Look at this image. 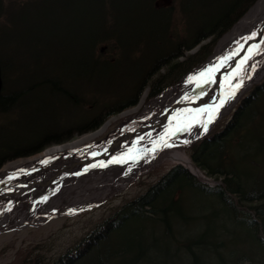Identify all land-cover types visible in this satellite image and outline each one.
<instances>
[{
  "label": "trees",
  "instance_id": "1",
  "mask_svg": "<svg viewBox=\"0 0 264 264\" xmlns=\"http://www.w3.org/2000/svg\"><path fill=\"white\" fill-rule=\"evenodd\" d=\"M257 1L231 0L227 10H219L212 14L211 23L206 24L202 19L188 27L189 37L181 40L170 35L175 14L174 7H158V0H14L13 7L10 8L6 6V0H0V22L5 18L0 27L6 23L12 26L9 15L15 9L18 13L33 10L49 19L53 12L61 10L70 14L82 8L88 13L91 26L82 30L85 32L80 29L79 31L82 36L88 33L91 42L87 52L88 57H92L93 63L104 62L94 59L101 57L98 50L103 44L115 47L117 57H158L155 65H161V70L166 69L168 74H160L158 71L149 77L142 75L137 80L140 89L138 96L140 97L149 88L150 100L159 96L166 87L179 82L184 73L197 66L198 57L210 54L213 42L230 31ZM189 7H191L189 0H181L180 9L185 20ZM135 12L140 13L136 18L133 16ZM122 13H126L127 16L123 18ZM83 18L81 17L82 20ZM73 22L74 20L67 21L65 24L69 26ZM137 22H145L144 25L163 29L164 36L154 35L152 40L146 41L141 37L142 34H130L129 38L131 37L132 41L134 38L137 39L135 44H130V50L134 45L141 49L131 50L128 54L124 51L125 45L122 44V39L126 36L123 33L125 30L122 23L133 25ZM71 31L70 27L68 32ZM85 38L86 36L80 41ZM209 39H213L211 45H203L197 53L186 55V52L192 51ZM151 48L154 50L150 54L147 53ZM182 58H185L184 61H181ZM0 68L3 87L12 86L9 85L10 80L6 74L8 66L1 58ZM169 75L173 79L166 83ZM28 78L36 80L33 84L37 85L43 84L37 80L52 79L38 75ZM24 85L27 84L19 81L15 86ZM137 104L138 102L128 105L126 109ZM263 104L264 81L254 87L240 102L225 126L217 128L190 149L193 163L208 177L222 178L223 185L203 184L185 168L176 166L157 182L149 185L141 196L126 203L119 211L98 225L88 238L60 258L50 262L41 254L29 251L25 255H20L12 264H85L94 257L96 259L93 264H112L113 260L103 259V247L115 232L122 229L123 224L136 220L161 223L165 235L174 242L177 251L184 248L183 251L189 256L191 264H232L244 258L251 259L257 264H264V239L258 234L259 228L264 232V176L257 182H252L248 168L239 167L235 161L239 156L241 157L238 162L242 164L247 165L250 160L253 161L252 164L257 161L251 157L250 145L246 144L245 139L248 137H255L260 141L257 151L264 150V113L261 109ZM100 127L101 125L96 126L95 130ZM235 147L241 150L240 155L239 152H235ZM17 159L20 158L0 156V169ZM198 222H202L203 227L194 230L193 225ZM179 224L183 225V230ZM239 232L254 236V244L260 254L258 258L238 256L236 250H233V253L229 251L228 243L222 236L236 235ZM221 246L229 252L219 251ZM201 253L210 254L208 258L202 259ZM209 258L211 259L208 260Z\"/></svg>",
  "mask_w": 264,
  "mask_h": 264
},
{
  "label": "rangeland",
  "instance_id": "2",
  "mask_svg": "<svg viewBox=\"0 0 264 264\" xmlns=\"http://www.w3.org/2000/svg\"><path fill=\"white\" fill-rule=\"evenodd\" d=\"M13 1L14 0H6V6L9 8L13 7ZM180 2L181 0H158L157 2L161 7H174L175 14L170 35L177 40L189 37L190 30L188 27L196 21H201L203 19V22L206 24L211 23L210 19H212V14L214 15V13L216 11L219 12V10H227L231 0H189V5L191 7H189L190 10L187 12V20H185L181 14ZM133 14L135 18L140 15L139 12ZM121 15L123 18L127 16L126 13H122ZM88 16V13H85L82 8L70 14H66L59 10L53 12L49 19L43 14H39L33 10L26 13H18L16 9L11 11L9 18L12 26L6 23L0 27V58L5 62V65L8 66L6 74L7 78L10 80L9 85H17L19 81L23 84H28L29 78L27 79V77L32 72H64L68 73L67 76H74V72H85L89 77L86 78L82 76L84 77L83 79H85L83 84L93 89L96 95H106V85H110L112 88L118 90H123L129 86L132 87L131 89L137 87L139 85V83H137L139 81L137 80L155 65V61L158 57H134L135 60L133 61L131 59L130 62L123 57L121 61L115 64L106 65V58L117 57V54L115 47H112L110 44H103L98 50L101 57H94V59L104 62L93 63L92 57H88L87 52L91 42L88 33L86 32L84 36L80 34V31L91 26L88 21ZM118 16L120 17L119 14ZM81 17H84L83 20ZM4 19L5 18L1 20L0 24L4 22ZM73 20L74 22L69 26L65 24L67 21ZM144 23L145 22H137L133 23V25L122 23V27H124L125 30L123 33L126 35L122 39V44L125 45L124 51L126 53L129 54L131 50L139 48L134 45L130 50V44H135L137 42V39L134 38L132 41L131 37L129 38L130 34H142L141 37L146 41L147 39L152 40L154 35L164 36V34H162L163 29L144 25ZM70 27L72 31L68 32ZM224 35L222 37H224ZM85 36V40L80 41V39ZM222 37L215 42H213V39L206 40L197 49L186 52L187 56H191L197 53L203 45H211L213 42L212 52L205 56L198 57L196 59V61H198L197 66L189 72L184 73L179 82L166 87L163 93L179 85L186 76L203 66L215 53L218 42ZM153 50L154 49L151 48L147 53L149 52L150 54ZM112 59L113 58L110 60ZM184 59L185 58H182L181 61H184ZM158 68V70L161 69V67ZM106 70L109 71L106 73ZM163 72L164 71H162L161 74H164ZM76 79L79 80L81 78H68V80L75 81ZM167 79L168 81L166 83L171 82L173 78L169 75ZM263 81L264 77L260 81L254 83L239 101L236 102L233 108L217 122L206 137L217 128L225 126L230 121L240 102L250 94L254 87L260 85ZM146 92L139 97L140 101L138 106L124 112L136 109L142 105V103H144L143 106H145L159 97L149 100V92ZM101 100H103V103H106V98H101ZM261 109L264 113V104ZM109 121L100 129L104 128ZM109 123H111V121ZM119 124L120 123L113 122L108 130L98 137L97 140L107 137ZM100 129L91 132L89 135L101 131ZM245 141L247 145H250L251 157L257 159L256 162L258 167L256 166V162L252 164V160H250V163H247V165L245 163H239L238 159L241 156L237 157L235 161L239 167L248 168V171L251 173L252 182H257L260 177L264 176V150L257 151L260 147V141L255 137H248ZM69 142L70 141L65 143ZM191 147L189 146L186 149V153L190 159ZM236 148L237 147L234 148L235 152H239L238 155H240L241 150H237ZM25 159L26 158L23 160ZM180 165L182 164L165 162L150 168L120 192L103 200L98 205H94L76 214L51 217L41 224H28L19 229L1 231L0 264H12L20 255H25L29 251H35V254H41L46 261L50 262L60 258L70 249L78 246L84 239L88 238L98 225L102 224L114 213L119 211L126 203L141 196L149 185L157 182L172 168ZM204 175L208 179L220 182L222 183L221 185H223L222 178L208 177L205 173ZM180 227L183 230V225ZM202 227V222L193 225L194 230H199ZM163 229L162 224L157 221L143 222L136 220L128 224L125 223L122 225V229L115 232L110 241L103 247V259L105 261L113 260V262H111L112 264H191L189 256L183 251L184 248L177 251L176 245L170 237L165 235ZM230 229L234 230L232 227H230ZM258 234L264 239V232L261 228H259ZM222 238L228 243L229 251L233 253V250H236L238 256L258 258V255H260L259 249H257L254 244L255 238L252 234L249 235L245 232H239L236 235H223ZM177 239L179 240V238ZM220 250L229 252L222 246L219 251ZM209 254L210 253H201L200 256L202 259L208 258ZM95 259L96 257L89 259L85 264H93ZM210 259L211 258L208 260ZM232 264L257 263L251 261V259L244 258Z\"/></svg>",
  "mask_w": 264,
  "mask_h": 264
},
{
  "label": "bare ground",
  "instance_id": "3",
  "mask_svg": "<svg viewBox=\"0 0 264 264\" xmlns=\"http://www.w3.org/2000/svg\"><path fill=\"white\" fill-rule=\"evenodd\" d=\"M253 33H257L256 38L245 41ZM261 40H264V0H259L219 40L207 62L179 85L145 106L142 103L122 113L97 133L61 147L51 146L28 160L5 165L0 170V232L41 224L52 216L72 215L90 208L165 162L182 164L202 178L203 173L195 167L186 149L215 127L241 93L264 77V54L252 56L241 66L247 71L222 67L213 74L215 83L204 84L203 78L190 82L189 78L217 64L222 56L242 45L244 51L228 62L235 65L250 46ZM261 48L264 49V44ZM253 64L254 71L251 70ZM197 82L203 87L197 88ZM199 109H210V112L201 113ZM113 122L121 124L106 140L96 141ZM205 123L207 131L202 127ZM73 151H76L74 155L70 154ZM58 152L60 156L49 161L41 171L19 177L28 168L42 166L51 153Z\"/></svg>",
  "mask_w": 264,
  "mask_h": 264
},
{
  "label": "flooded vegetation",
  "instance_id": "4",
  "mask_svg": "<svg viewBox=\"0 0 264 264\" xmlns=\"http://www.w3.org/2000/svg\"><path fill=\"white\" fill-rule=\"evenodd\" d=\"M113 58L112 60H110ZM129 62L134 57H125ZM168 59L171 57H167ZM123 57H107L106 65L115 64ZM154 65L143 75L152 76L160 71ZM158 70V71H157ZM109 70H106V73ZM94 72V71H93ZM64 72H32L28 76H42L33 84L2 87L0 94V156L28 158L41 154L51 146L89 135L96 126L118 118L128 105L140 101L139 86L123 90L106 85V95H96L86 86L85 72L67 76ZM70 77L81 79L68 80ZM55 78V79H53ZM141 88V86H140ZM118 90V91H117ZM149 90V88H148ZM101 98H106L103 103ZM117 116V117H115ZM109 121V122H110Z\"/></svg>",
  "mask_w": 264,
  "mask_h": 264
},
{
  "label": "snow or ice",
  "instance_id": "5",
  "mask_svg": "<svg viewBox=\"0 0 264 264\" xmlns=\"http://www.w3.org/2000/svg\"><path fill=\"white\" fill-rule=\"evenodd\" d=\"M257 36V33H253L250 37H246L245 41L248 39H255ZM261 44H264V40H261L260 43L254 44L250 46L246 50V54L240 59L235 65H232L228 62H230L235 56L239 55L241 51H244V48L242 45H238L237 49L233 50L232 52L229 53L227 56H222L220 60L218 61L217 64L212 65L210 67H207L203 70H201L197 75L190 77L189 80L190 82H196L199 81L201 78H203V83L204 84H209V83H215V79L213 74L218 72L222 67H227V68H232L233 70L236 69H241L244 71H247V69H242L241 66L246 64L248 60L252 58V56L257 55V54H264V49L261 48ZM255 50V51H254ZM251 70H255V64L252 65ZM238 86V85H237ZM197 88H202L203 85L199 82L196 83ZM187 99V97L185 98ZM199 112H210V109H199ZM209 121L212 119L211 115L208 117ZM204 131H207V124L202 125Z\"/></svg>",
  "mask_w": 264,
  "mask_h": 264
},
{
  "label": "water",
  "instance_id": "6",
  "mask_svg": "<svg viewBox=\"0 0 264 264\" xmlns=\"http://www.w3.org/2000/svg\"><path fill=\"white\" fill-rule=\"evenodd\" d=\"M2 86H3V81H2V75H1V68H0V94H1V91H2ZM249 90V88L247 89V90H245L243 93H241L239 96H238V98L240 99L247 91ZM239 101V100H238ZM237 101V102H238ZM108 124H106L105 126H107ZM104 126V127H105ZM100 130H102V129H100ZM97 132H99V131H97ZM97 132H95V133H97ZM92 135V134H91ZM205 137V136H204ZM106 138L107 137H105V138H103V139H101V140H98V142H100V141H104V140H106ZM201 139V138H200ZM194 143H196V141L194 142ZM193 143V144H194ZM67 143H63V144H61V145H57V146H62V145H66ZM192 145V144H191ZM74 152H76V151H73V152H70V154H72V155H74ZM60 152H58L57 154H55V153H51V156H49L45 161H44V163L42 164V166H41V164H38V165H36L35 167H32V168H28V170L27 171H25L23 174H21L19 177H23V176H25V175H28L29 173H31V172H35V171H41V168L42 167H44L49 161H51V160H53L54 158H56V157H59L60 156V154H59ZM24 159V158H23ZM23 159H17V160H14V161H12V162H16V161H21V160H23ZM28 159H30V158H28ZM27 158L25 159V160H28ZM12 162H9V163H12ZM9 163H7V164H9ZM6 165V164H5ZM41 166V167H40ZM181 166H183L190 174H192L193 176H195L200 182H202V183H204V184H210V185H213V186H216V185H221L222 183H220V182H217V181H213V180H210V179H208L206 176H203L202 178H200L198 175H196V174H194L191 170H189V168L188 167H186V166H184V165H181ZM196 167V166H195ZM83 172V171H82ZM81 172V173H82ZM79 174V173H78ZM98 205V204H97ZM93 207V206H92ZM91 208V207H90ZM86 209H88V208H86ZM83 210H85V209H82V210H79L78 212H80V211H83ZM77 212V213H78ZM76 214V213H75ZM62 215V214H61ZM65 215V214H64ZM69 215V214H68ZM52 217H54V216H52ZM55 217H57V216H55Z\"/></svg>",
  "mask_w": 264,
  "mask_h": 264
}]
</instances>
